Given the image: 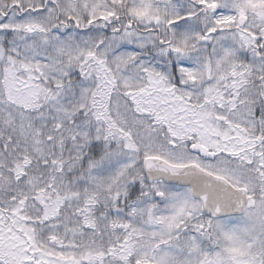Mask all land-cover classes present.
Masks as SVG:
<instances>
[{
    "label": "snow or ice",
    "instance_id": "obj_1",
    "mask_svg": "<svg viewBox=\"0 0 264 264\" xmlns=\"http://www.w3.org/2000/svg\"><path fill=\"white\" fill-rule=\"evenodd\" d=\"M0 264H264V0H0Z\"/></svg>",
    "mask_w": 264,
    "mask_h": 264
}]
</instances>
